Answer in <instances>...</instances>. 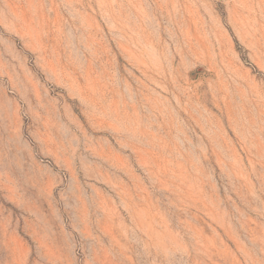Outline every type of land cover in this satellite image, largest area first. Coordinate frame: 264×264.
<instances>
[{"label": "rangeland", "instance_id": "obj_1", "mask_svg": "<svg viewBox=\"0 0 264 264\" xmlns=\"http://www.w3.org/2000/svg\"><path fill=\"white\" fill-rule=\"evenodd\" d=\"M0 264H264V0H0Z\"/></svg>", "mask_w": 264, "mask_h": 264}]
</instances>
